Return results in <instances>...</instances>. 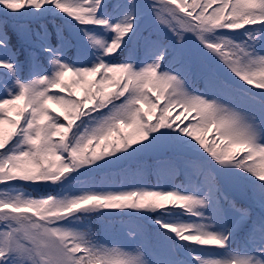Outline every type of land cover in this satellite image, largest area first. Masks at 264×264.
<instances>
[{"label": "snow or ice", "instance_id": "6c2138e0", "mask_svg": "<svg viewBox=\"0 0 264 264\" xmlns=\"http://www.w3.org/2000/svg\"><path fill=\"white\" fill-rule=\"evenodd\" d=\"M0 264H264V0H0Z\"/></svg>", "mask_w": 264, "mask_h": 264}, {"label": "trees", "instance_id": "16d2710c", "mask_svg": "<svg viewBox=\"0 0 264 264\" xmlns=\"http://www.w3.org/2000/svg\"><path fill=\"white\" fill-rule=\"evenodd\" d=\"M52 107H56V106H55V105H53ZM58 110H59V109H58ZM177 112H178V111H177ZM177 112H176V111H174V112H173V116H175V115L177 114ZM181 119L183 120V117H181ZM185 122H186V121H185ZM123 131H124V132H128V133H131V132L133 131V129H131V128H128V129H124ZM208 135H209V137H211V135H212V134H211V133H209ZM101 147H102V146H101Z\"/></svg>", "mask_w": 264, "mask_h": 264}, {"label": "rangeland", "instance_id": "374dc122", "mask_svg": "<svg viewBox=\"0 0 264 264\" xmlns=\"http://www.w3.org/2000/svg\"><path fill=\"white\" fill-rule=\"evenodd\" d=\"M178 110H176V112H177Z\"/></svg>", "mask_w": 264, "mask_h": 264}]
</instances>
